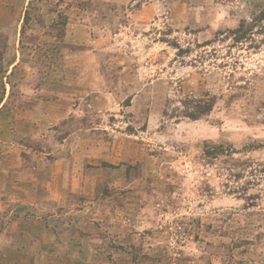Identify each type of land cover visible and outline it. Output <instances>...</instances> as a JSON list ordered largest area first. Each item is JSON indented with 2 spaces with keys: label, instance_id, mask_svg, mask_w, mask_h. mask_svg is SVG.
Listing matches in <instances>:
<instances>
[{
  "label": "rangeland",
  "instance_id": "obj_1",
  "mask_svg": "<svg viewBox=\"0 0 264 264\" xmlns=\"http://www.w3.org/2000/svg\"><path fill=\"white\" fill-rule=\"evenodd\" d=\"M0 108V264H264V0H0Z\"/></svg>",
  "mask_w": 264,
  "mask_h": 264
},
{
  "label": "crops",
  "instance_id": "obj_2",
  "mask_svg": "<svg viewBox=\"0 0 264 264\" xmlns=\"http://www.w3.org/2000/svg\"><path fill=\"white\" fill-rule=\"evenodd\" d=\"M79 31H80V28L76 27V23L75 24L69 23V22L65 23V32H64V36H63L62 44H61L62 50L75 49V48H77L83 44V41H81V39L79 37ZM21 63H22V60L20 59V53L18 51L16 59L9 64L11 66V73L12 72L15 73L17 70V67H16L17 64L19 66V64L21 65ZM19 79H21V78H19ZM6 98H8V95H7V97L5 96L2 99V101L4 102V99H6ZM35 98H36V101L38 102L37 108H34V106H33L32 108H28V109H24V110L21 109V113H22V111H24V113H28L29 115L35 114L38 119L42 120L44 118H49V117L54 118L55 115L59 114L60 107L63 109L65 108L64 107L65 103H63L62 99H60V98L53 100L51 97L49 98L47 96L44 97V96H39V95H35ZM59 101H61V102H59ZM1 105H2V103H1ZM38 111H41L42 114L37 113ZM1 113L2 112H1V108H0V114ZM28 114H24V119L23 120L20 119V121H17L15 123L14 127H15V130H16V133L18 136H20L19 135L20 130H22L21 126H23V125H21V124H26L25 122H27V123L29 122V123L33 124V119H35V118H34V116H31L32 120L29 119L27 117ZM37 114H39V115H37Z\"/></svg>",
  "mask_w": 264,
  "mask_h": 264
}]
</instances>
